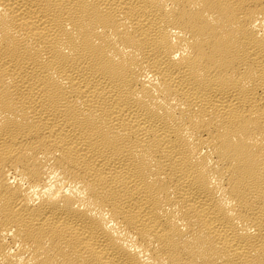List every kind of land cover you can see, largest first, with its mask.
Here are the masks:
<instances>
[{
  "label": "bare ground",
  "instance_id": "bare-ground-1",
  "mask_svg": "<svg viewBox=\"0 0 264 264\" xmlns=\"http://www.w3.org/2000/svg\"><path fill=\"white\" fill-rule=\"evenodd\" d=\"M0 264H264V0H0Z\"/></svg>",
  "mask_w": 264,
  "mask_h": 264
}]
</instances>
